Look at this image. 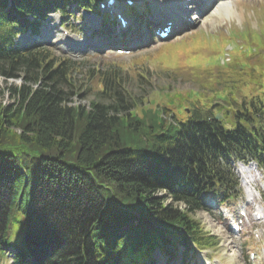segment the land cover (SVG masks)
Wrapping results in <instances>:
<instances>
[{"label": "trees", "instance_id": "obj_1", "mask_svg": "<svg viewBox=\"0 0 264 264\" xmlns=\"http://www.w3.org/2000/svg\"><path fill=\"white\" fill-rule=\"evenodd\" d=\"M72 3L96 8V0H0V75L22 73L6 89L11 102L0 101V253L12 240L17 264H136L167 244H214L193 218L200 194L229 190L231 162L264 166V57L254 61L249 48H264V33L228 37L241 49L224 65L203 54L202 36L187 63L195 89L136 95L129 78L147 76L137 68L89 69L42 44L12 46L37 16ZM215 49L223 53V43ZM88 95L87 106L73 102ZM215 101L234 130L214 120Z\"/></svg>", "mask_w": 264, "mask_h": 264}, {"label": "rangeland", "instance_id": "obj_2", "mask_svg": "<svg viewBox=\"0 0 264 264\" xmlns=\"http://www.w3.org/2000/svg\"><path fill=\"white\" fill-rule=\"evenodd\" d=\"M171 1L172 3H175L174 5L177 8L178 0ZM232 7L236 10L235 12L232 11L223 15L222 13L224 12H222L221 14L214 15V17L211 15L212 8L205 7L202 16L196 24H191L189 26L185 25L182 32L180 31L173 35L169 40L157 44L154 47L139 48V45H133V43H130L129 46H131V48L136 46L137 48L133 49L132 53L128 55L117 56L107 48H104L101 43L104 41L103 39L105 36L99 32L94 35V32L98 30V24L92 25L89 23L86 19L85 12L79 8L75 11H72L71 8L67 9L66 14H68V16H64L62 21L58 19V14L56 12L44 14V18H41L39 24L38 31L40 33L39 38L37 39L43 40L44 38V41H42L44 46L51 48L54 53L62 55L66 54V52L59 50L60 48L58 45L61 42L54 43V41L57 42V39L64 37L67 41L66 47L76 49L70 51L71 54L69 58L83 61L89 69H95L97 66L106 65L110 62H118L125 67L131 66L137 68L138 72L144 73V75L147 76L146 79H142V81H136L134 78H129V86L132 92L136 95H139V93L146 94L151 89L167 85L175 89H195L197 83L195 77L190 74V69L188 68L187 63L191 61L189 57L191 56L192 58L193 55L201 53L199 47L206 44V40L202 37L203 34L208 37L210 43L206 44L207 52H204L203 54L213 58V56L218 53L213 41L219 39V35L227 34L228 30H258L260 26L264 28V0H235ZM196 12H198L197 9ZM150 15L151 12L148 11L145 13L144 19L151 18ZM61 22L63 23L61 24L62 26H60ZM48 27L51 29L50 32L48 31L49 29H47ZM64 30L67 31L66 34H63ZM35 37L36 36L27 31L21 32L16 40L21 43L31 38L34 39ZM181 39L183 40L180 41ZM221 39L222 38L220 37V40ZM177 41H180L175 44L178 45L177 47H180L178 49H175L176 46L174 45H164L168 42L174 43ZM84 43L85 45L92 43V46L82 48ZM81 44L82 46H80ZM260 53H264V50L260 51ZM180 54L184 55L187 59ZM159 55L162 56L158 59ZM195 57L197 58L198 55ZM167 67H170L173 70H165ZM128 69L129 68L126 70ZM19 75H22V73H18L15 78H4L0 75V101L6 103L11 102V98L8 96L6 89L11 84L17 85L21 83ZM131 75H133L132 72ZM92 98V95H88L82 99L75 97L73 102L87 106ZM173 112L175 113L176 118H181L182 113L180 111L174 109ZM259 172V170L256 172L253 171V175L255 181H258L255 183L256 190L264 198V176ZM208 200L210 199L207 198L206 201ZM207 204H209V202H207ZM262 204L264 206V203ZM233 209H235V204L232 206H221L212 210L202 209L194 213V217L199 219L207 230L218 235L220 244L215 250L199 252L197 256L201 254L200 257H196L194 260H191L190 263L200 264L201 259H204L203 256L207 254L209 259L212 258L213 261L219 260L222 264H235V262L237 263L238 261V264H250L252 261L250 259L247 261V253L255 251L262 252L261 247H264V238H260L258 241L254 240L251 236L253 235L251 231L258 227L260 232L264 234V218L255 221L253 219V214L257 211L256 207H250L246 224L242 227V231L248 232L247 238L250 242L246 244L244 239H242L241 231L238 235V239L234 238L236 235H232L227 228V223L224 222L225 214H232L231 210ZM21 220L24 222L25 219L22 218ZM9 242L12 243V240ZM166 258L167 256L162 257L159 253H156L154 264L157 260H159L158 264L161 262L165 264ZM179 263L180 259L177 255L175 264ZM0 264H15V261H10L7 255L2 252L0 253Z\"/></svg>", "mask_w": 264, "mask_h": 264}, {"label": "bare ground", "instance_id": "obj_3", "mask_svg": "<svg viewBox=\"0 0 264 264\" xmlns=\"http://www.w3.org/2000/svg\"><path fill=\"white\" fill-rule=\"evenodd\" d=\"M184 2H185V0H180L181 5ZM154 3L158 4V5H156V7H157V9H160L159 11L156 10L158 12V14L157 15L155 14V17H157L158 15H160V17H163L162 14L164 13L166 17H163V20L166 18H172V19H175V21L177 22L178 20L175 17V13L178 12L177 16L180 17V14H182L186 11V9H184L182 11L177 10V8H174V6H173V8H171L163 0L162 1L154 0ZM189 3L192 4V3H194V1H191ZM233 3H235V0H206L205 5L207 6V4H210L213 7L212 16L214 17V15L221 14L222 12H224V13H222V15L225 13H228V12H232V11L235 12L236 10L232 7ZM190 7H193V5H190ZM159 12H162V13L159 14ZM215 12H217V13H215ZM171 32H173V30H171ZM168 36H169V34H168ZM244 171H249V170L244 169ZM238 262L237 263L235 262V264H238ZM160 264H164V263L161 262Z\"/></svg>", "mask_w": 264, "mask_h": 264}, {"label": "water", "instance_id": "obj_4", "mask_svg": "<svg viewBox=\"0 0 264 264\" xmlns=\"http://www.w3.org/2000/svg\"><path fill=\"white\" fill-rule=\"evenodd\" d=\"M216 105H218V104H216ZM219 117H221L220 114L216 115V116H215V119H218ZM225 128L227 129V128H229V127H228V126H225Z\"/></svg>", "mask_w": 264, "mask_h": 264}]
</instances>
